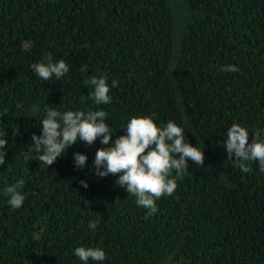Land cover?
<instances>
[{
    "label": "trees",
    "instance_id": "1",
    "mask_svg": "<svg viewBox=\"0 0 264 264\" xmlns=\"http://www.w3.org/2000/svg\"><path fill=\"white\" fill-rule=\"evenodd\" d=\"M49 54L69 65L59 80L30 67ZM93 75L117 81L111 104L87 99ZM53 106L105 110L113 139L132 116L173 120L203 163L189 159L147 215L115 175L93 173L99 138L39 159L31 137ZM234 123L248 143L264 130V0H0V264H82L80 245L103 248L102 264H264V172L228 159ZM17 182L26 199L13 210L4 188Z\"/></svg>",
    "mask_w": 264,
    "mask_h": 264
},
{
    "label": "clouds",
    "instance_id": "2",
    "mask_svg": "<svg viewBox=\"0 0 264 264\" xmlns=\"http://www.w3.org/2000/svg\"><path fill=\"white\" fill-rule=\"evenodd\" d=\"M30 67L44 81L52 77L59 80L69 71V65L63 59L54 62L50 54ZM221 70L236 72L239 69L236 65L228 64L222 66ZM85 85L91 86L88 100L96 105L111 104L110 87L115 88L117 81L113 79L109 84L107 76L93 75L85 80ZM41 115L40 133H33L31 144L46 166L53 164L78 140L92 144L99 138L104 147L96 150L91 161L93 173L98 178L115 175L116 184L133 195L136 205L146 209L147 215L158 211L157 199L174 192L176 180L187 171L189 159L195 164L203 163L202 147L187 142L183 135L185 128L173 120L157 124L152 115L132 116L123 126L124 134L113 139L114 133L106 122L108 113L103 109L60 111L53 106ZM5 135V129L0 128V164L4 163L6 155ZM248 137V129L240 124L234 123L226 129L224 148L228 159L244 172L251 171L247 162L256 161L259 170L264 172V130L253 133L250 143L247 142ZM86 159V154L73 153L76 167H84ZM18 183L4 188V193L9 197L7 203L13 210L19 209L26 199L18 191ZM80 183L85 188L88 186L85 180ZM87 226L94 230L97 222L90 220ZM73 254L82 264H89L90 260L102 264L106 258L104 249L99 246H76Z\"/></svg>",
    "mask_w": 264,
    "mask_h": 264
}]
</instances>
